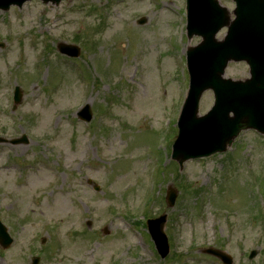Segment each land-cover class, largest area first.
<instances>
[{
	"label": "rangeland",
	"instance_id": "1",
	"mask_svg": "<svg viewBox=\"0 0 264 264\" xmlns=\"http://www.w3.org/2000/svg\"><path fill=\"white\" fill-rule=\"evenodd\" d=\"M218 1L234 18L233 0ZM154 3L32 1L0 11V137L8 141L0 144V219L14 238L0 246V264H221L204 254L209 247L234 264H264L263 200L253 188V179L264 186V139L244 131L225 153L182 169L170 158L188 90L185 47L202 39L188 38L185 26V41L176 36L182 0ZM168 4L172 14L158 8ZM61 42L81 47L83 78L56 52ZM225 77L246 80L249 67L230 63ZM85 104L90 129L77 117ZM213 104L204 93L198 115ZM22 136L27 143H9ZM170 186L179 191L174 208L165 202ZM162 214L164 260L143 222Z\"/></svg>",
	"mask_w": 264,
	"mask_h": 264
},
{
	"label": "water",
	"instance_id": "2",
	"mask_svg": "<svg viewBox=\"0 0 264 264\" xmlns=\"http://www.w3.org/2000/svg\"><path fill=\"white\" fill-rule=\"evenodd\" d=\"M24 0H0V7ZM58 2L59 0H54ZM237 19L231 25L227 39L216 42L217 31L227 24L226 12L210 0L201 12V21L190 26L191 33L203 35L204 43L189 52L191 64V91L180 121L181 133L175 146L174 158L181 163L189 158L208 156L224 151L227 143L243 129L252 127L264 131V0H236ZM201 9V7H200ZM61 51L78 56L64 47ZM76 51H79L76 49ZM247 61L252 79L245 83L224 80L222 75L229 61ZM217 95L216 106L203 118H197L199 99L207 89ZM233 111L234 119L229 118ZM89 119V118H87ZM195 127L200 131H196ZM177 192L168 191L169 206H174ZM166 217L151 222V230L162 257L169 253L163 232ZM0 243L7 248L11 241L0 225ZM226 264L230 261L217 252Z\"/></svg>",
	"mask_w": 264,
	"mask_h": 264
}]
</instances>
